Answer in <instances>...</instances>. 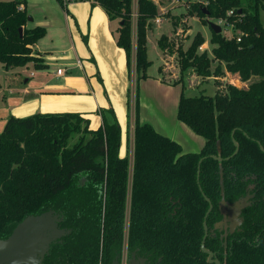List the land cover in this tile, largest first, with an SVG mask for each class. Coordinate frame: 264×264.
Here are the masks:
<instances>
[{
    "label": "trees",
    "instance_id": "obj_1",
    "mask_svg": "<svg viewBox=\"0 0 264 264\" xmlns=\"http://www.w3.org/2000/svg\"><path fill=\"white\" fill-rule=\"evenodd\" d=\"M95 3L119 20L116 43L130 70L133 0ZM191 10L204 22L223 19L235 28L228 38L210 28L211 55L199 51L206 42L200 33L186 50L166 36L159 41L164 60L177 54L180 71V78H165L160 68L161 80L182 85L177 119L205 140L202 150L183 152L140 118L139 82L150 66L146 33L158 10L138 0L132 164L121 156L122 128L113 108L101 110L95 130L80 113L10 117L0 134V241L26 219L53 213L63 234L36 264H120L126 237L129 255L146 264H210L201 246L212 206L205 250L221 264H264V0L247 6L206 0ZM29 18L25 1H0V64L6 70L46 67L34 47L47 31L28 29ZM188 70L201 79L196 89L213 79L215 95L203 89L187 97ZM227 74L248 86L225 82Z\"/></svg>",
    "mask_w": 264,
    "mask_h": 264
},
{
    "label": "rangeland",
    "instance_id": "obj_2",
    "mask_svg": "<svg viewBox=\"0 0 264 264\" xmlns=\"http://www.w3.org/2000/svg\"><path fill=\"white\" fill-rule=\"evenodd\" d=\"M1 2H9L12 0H0ZM93 0H76L73 2H62L59 0H26V6L28 10V14L30 17H33L34 23L31 22L30 26H49L51 31L54 29L56 32L58 29L63 28L65 33L68 32L67 22L65 21V14L69 13L72 16V12L74 11L78 16L83 14L84 10L90 6L89 4ZM153 2L158 10V17L162 19L161 24H155L154 21H149V29L146 33V51L147 58L150 62V66L147 69V74L150 78H152L148 86L143 88V81L139 82V102L144 100V96L149 97L151 101L146 105V112L148 110V114L155 115L156 106L152 104H156L155 99H157L160 103L163 102V111L167 112L172 117V113L175 116L178 111L179 102L181 98V94L183 91L181 84L176 85H150L156 84L153 83L154 80L161 79V72L159 71L162 68V75L165 78H180V71L178 67V57L177 54H167L165 56L159 47V41L162 37L166 36L170 38L177 45L182 44L183 48L186 50L189 48L192 43L193 38L198 34H202L204 39L206 40L205 44H207L208 54L211 55L212 47L209 44V41L212 36V32L208 22H204L201 18L196 15H191V6L197 3L206 4V0H149ZM202 1V2H201ZM205 2V3H204ZM243 6H247L252 3V0H241ZM77 7L73 10V5ZM133 8H132V39H133V51H132V59H131V69H130V85L128 89V109H129V126L126 135V155L129 157L130 162L132 164L133 161V152H134V124H135V97H136V82L137 75L135 72V51H136V41H137V14H138V0H133ZM134 14V17H133ZM79 16V17H80ZM73 17V16H72ZM260 19L264 26V11L260 12ZM89 16L86 11L85 13V23L88 24ZM74 21V19H73ZM217 24V21L210 19L208 20ZM39 22V23H38ZM51 23V25H50ZM42 24V25H41ZM76 28H79V23L76 20ZM218 25V24H217ZM119 26V20H111L110 23V31L117 39V28ZM220 26V25H219ZM44 27V26H43ZM47 27L46 30H47ZM223 30V34L228 38L233 35L235 30L234 26L225 28V26H221ZM62 29V30H63ZM55 45L53 46L54 58L51 62V71L40 73L36 71L33 66L29 65L25 68H18L15 70L9 69L6 70L0 64V101L2 100V94L8 96L10 89H18L22 82L27 79L33 71V74L36 75L35 79H39V76H46V78L54 79L53 82L59 83H69V87L76 89L78 92L83 94H90V92L95 96L102 91V83L106 89V82H100L95 76L94 83L89 79L91 74L89 70H82V68H76L72 65H64L65 62H73L75 65L77 61L82 62L81 58H83L84 53L82 52H71L65 55H62L61 52L67 50L69 48V43L67 35L65 36V42L63 44H57L58 39H53ZM64 40V38H63ZM45 42L51 43L50 38L45 39ZM84 44V43H83ZM53 51V52H54ZM81 55V56H80ZM72 69H67L70 67ZM87 66V65H86ZM216 67L214 65L213 69ZM63 69L67 70L63 78L57 80L54 76V72L57 70ZM100 70V68H98ZM65 70V71H66ZM106 72V70L103 68ZM101 76L103 73H100ZM186 76L184 78V84L187 86L185 89V95L187 97H195L200 96L201 91L204 89L207 95L214 96L216 93V88L214 84V80L211 79L209 84L201 86L199 89H196L197 84L201 79L197 78L192 70H188L186 72ZM89 77H88V76ZM93 75V74H92ZM171 76V77H170ZM225 82L234 83L233 85L239 88L247 87L248 83L240 82L239 78L231 75V79L228 78V74L224 79ZM98 90V92H97ZM17 94V92H15ZM145 93V94H144ZM152 103V104H151ZM165 104V105H164ZM169 104L170 106H166ZM126 105V102H125ZM172 106V108H171ZM161 107V108H162ZM165 108V110H164ZM38 113V112H35ZM34 112L26 111L23 112L24 116L21 118L30 117L35 114ZM121 115V114H120ZM170 120V119H169ZM168 122L171 124V122ZM173 120V117H172ZM97 124L99 126L100 121L98 119H93L91 129H97ZM169 124V129L175 125L173 122L171 125ZM167 129V127H166ZM127 130V129H126ZM77 138H75L76 141ZM28 229L20 228L17 233H14L13 236L6 242H0V250L3 247H10V253L0 252V264H36L46 252V248L49 242L59 238L63 232L60 231L57 227L58 217L53 213H47L43 216L34 217L29 219ZM20 232H24L23 235L19 236Z\"/></svg>",
    "mask_w": 264,
    "mask_h": 264
},
{
    "label": "crops",
    "instance_id": "obj_3",
    "mask_svg": "<svg viewBox=\"0 0 264 264\" xmlns=\"http://www.w3.org/2000/svg\"><path fill=\"white\" fill-rule=\"evenodd\" d=\"M25 3H27L26 0ZM76 5L78 4L72 6L73 10L77 7ZM89 5L90 6L84 10L83 14H81V16L79 15L80 17L74 12L75 10L71 11L73 17L70 16L69 13L65 14V21L68 26V32L66 33L63 28L54 32V29L51 31L49 26L47 27L41 24L42 26L33 27L30 26L31 22H28V29L43 26V28L47 27L46 36L34 47V52L44 60L43 63L46 67L44 69L35 70L40 73H49L51 71V61L54 59L52 57H54L56 53L53 49L55 45L53 39H58L57 44L60 45L65 42V36L67 35L68 42H70L69 48L61 52V54L63 53L62 55H65L73 51H79L84 53V56L81 58L82 62L77 61L75 65H73V62H65L63 64H70L74 67L82 68V70H86V73L87 70H89V72L93 74H91L89 80L94 83V78H92V76H95L101 83L103 81L106 82V89L102 83V87H104L102 88V91L104 90L103 92H99V94L95 96L91 92L90 94H83L69 87V83L63 84L53 82L54 79L46 78V76L43 75L39 76V79H35L36 75L33 74L32 71L30 76L22 82L18 89H10L8 96L4 95V93L2 94L3 98L0 101V134L3 132L10 117L21 118L24 116L23 112H25V110H31L34 113L38 112L41 114L80 113L90 120V126H92L94 118L98 119L100 124L99 126L97 124V128H99L102 125L101 110L113 108L122 128V145L120 153L121 156H127L126 135L130 119L127 100L130 85V70L127 64V56L125 51L117 46L116 38L112 34V31H110L111 20L106 11L99 4L95 3V0ZM86 11L89 16L88 24L85 23ZM31 18L34 23L33 17ZM76 20L79 23V28H76ZM49 38L51 40L50 44L45 42V39ZM72 66L67 69H72ZM76 67L75 69H77ZM98 68H100V70ZM66 72L67 70L64 71L62 75H58L56 71V73L54 72V77L59 80L64 77ZM101 72L103 73L102 76L100 74ZM99 78H101V80ZM228 78L231 79V75L228 74ZM151 79L152 78L148 76V78L143 81V88H146L144 84L148 86ZM151 83L152 82H150L149 86L169 85L160 78L154 80L153 83L156 84ZM15 92H17V94ZM149 101L152 102L145 94L144 100L141 98V102H139V114L143 122L152 124L159 133L178 142L185 153H197L202 150L205 140L196 135L186 125L179 122L177 114L175 116L173 113L171 114L173 117L172 120V117L167 114V112L163 111V102L160 103L161 100L159 102L155 99L156 104L151 103L153 106H156L155 115L148 114L145 104H149ZM166 106L170 105L166 104ZM168 120L171 124L175 122V125L172 126ZM169 124L172 126L171 129L168 127Z\"/></svg>",
    "mask_w": 264,
    "mask_h": 264
},
{
    "label": "water",
    "instance_id": "obj_4",
    "mask_svg": "<svg viewBox=\"0 0 264 264\" xmlns=\"http://www.w3.org/2000/svg\"><path fill=\"white\" fill-rule=\"evenodd\" d=\"M203 12H204V14H206L207 16H208V12H207V10L206 9H204L203 10ZM29 22H32V18L30 17L29 18ZM208 24H209V26H210V28L216 33V34H219V33H221L222 32V28H221V26H219V25H217V24H215V23H213V22H210V21H208ZM20 33H22V29H20ZM236 147L238 148V146H237V144H236ZM215 160H217V161H221V159L220 158H216V157H213ZM202 161H203V159L202 160H200V162H199V165H198V183H199V176H200V167H201V163H202ZM200 191L203 193V191H202V188L200 187ZM203 196H204V198L208 201V199H207V197L205 196V194L203 193ZM211 208H212V206H210V210H209V212L207 213V215H206V217H205V221H204V228H205V238H204V240H203V246H204V243H205V240H206V237H207V224H206V220H207V217H208V215H209V213H210V211H211ZM43 216V215H42ZM31 218H34V217H30V218H28V219H26L22 224H20L18 227H17V229L14 231V233H17L19 230H20V228H25L26 230L28 229V223H29V219H31ZM36 218V217H35ZM13 233V234H14ZM13 234H12V236H13ZM24 234V232H20L19 233V236H21V235H23ZM11 236V237H12ZM10 237V238H11ZM9 238V239H10ZM8 239V240H9ZM7 240V241H8ZM0 242H4V241H0ZM6 242V241H5ZM49 244V243H48ZM10 247H3L1 250H0V252L1 253H4V252H7V254H9L10 253ZM210 254V253H209ZM212 258H213V255L212 254H210V260H212ZM216 264H218V262H216Z\"/></svg>",
    "mask_w": 264,
    "mask_h": 264
},
{
    "label": "flooded vegetation",
    "instance_id": "obj_5",
    "mask_svg": "<svg viewBox=\"0 0 264 264\" xmlns=\"http://www.w3.org/2000/svg\"><path fill=\"white\" fill-rule=\"evenodd\" d=\"M238 209L239 208L235 209V211H234L235 214L238 211ZM233 219L238 221L237 217H234ZM206 222H207V220H206ZM204 230H205V228H204ZM207 236H208V228H207ZM204 238H205V236H204ZM204 238H203V240H204ZM206 239H207V237H206ZM205 242H206V240H205ZM201 248H202V251L208 255V262L210 264H216V262H218V264H221V262L217 259L216 255L214 253L205 250V243L203 246V241H202ZM209 253L213 255L212 260H210V254ZM120 264H146V260H136L129 255L128 246H127V237L125 239L123 255H122V258L120 260Z\"/></svg>",
    "mask_w": 264,
    "mask_h": 264
},
{
    "label": "built area",
    "instance_id": "obj_6",
    "mask_svg": "<svg viewBox=\"0 0 264 264\" xmlns=\"http://www.w3.org/2000/svg\"><path fill=\"white\" fill-rule=\"evenodd\" d=\"M21 1H25V0H21ZM61 1L64 3V2H66V1H68V2H73V1H76V0H61ZM176 1H180V0H176ZM23 8H24V5L21 4V5H20V9L22 10ZM229 15H232V12H230ZM133 17H134V14H133ZM137 17H138V14H137ZM154 23L159 25V24L162 23V19H161L160 17H157V18L154 20ZM217 24L220 25V26H225V28L232 27V29H233V24L228 23V22H226V20H223V19L218 20V21H217ZM237 41L240 42V39H238ZM207 49H208L207 46L204 44L203 46H201V47L199 48V51H200L201 53H203V52L207 51ZM64 71H65V70H63V69H59V70H57V74H58V75H62V74L64 73Z\"/></svg>",
    "mask_w": 264,
    "mask_h": 264
}]
</instances>
